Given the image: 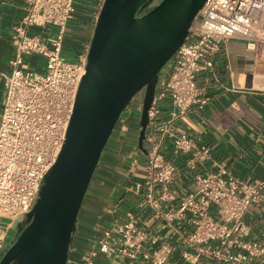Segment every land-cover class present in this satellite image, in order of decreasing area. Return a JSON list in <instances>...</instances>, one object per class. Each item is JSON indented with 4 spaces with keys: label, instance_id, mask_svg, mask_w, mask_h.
I'll list each match as a JSON object with an SVG mask.
<instances>
[{
    "label": "built area",
    "instance_id": "2783aa9c",
    "mask_svg": "<svg viewBox=\"0 0 264 264\" xmlns=\"http://www.w3.org/2000/svg\"><path fill=\"white\" fill-rule=\"evenodd\" d=\"M20 1L25 14L11 37L13 56L0 114V221H14L31 210L61 151L84 72L85 54L76 62L62 55L75 0ZM103 1L95 0L86 13L94 26ZM194 24L148 111V176L131 188L132 194H144L152 219L178 236V259L173 260L178 244L132 222L101 226L90 256L112 258L113 264H264V219L255 226L247 217L251 208L264 209V179L239 182L221 170H202L210 145L177 131L181 118L206 107L197 77L212 72L226 42L242 41L264 59V0H206ZM51 27L57 29L54 34ZM27 57L38 58L42 71L31 70ZM163 101L169 102L164 118ZM166 146L185 157L181 169L192 174L194 192L180 197L170 189L179 168L166 159ZM135 166L131 155L130 167ZM184 220L191 229L180 232L175 226ZM6 231L0 225V250ZM145 247L149 250L143 253Z\"/></svg>",
    "mask_w": 264,
    "mask_h": 264
},
{
    "label": "water",
    "instance_id": "95a60500",
    "mask_svg": "<svg viewBox=\"0 0 264 264\" xmlns=\"http://www.w3.org/2000/svg\"><path fill=\"white\" fill-rule=\"evenodd\" d=\"M205 1H103L61 151L31 210L6 231L0 264L82 263L114 209L106 198L124 180V159L147 165L148 111ZM136 96L135 116L122 122Z\"/></svg>",
    "mask_w": 264,
    "mask_h": 264
},
{
    "label": "crops",
    "instance_id": "0c3cea01",
    "mask_svg": "<svg viewBox=\"0 0 264 264\" xmlns=\"http://www.w3.org/2000/svg\"><path fill=\"white\" fill-rule=\"evenodd\" d=\"M24 14V6L20 0H0V114L5 97V77L10 74L9 62L13 56L11 37ZM84 16V22L79 26L75 36L79 50L77 58L85 54L94 30L93 19L88 15ZM26 63L34 71H42V64L38 58L27 57ZM197 86L204 90L208 103L202 112L181 118L177 131L199 137L202 142L210 145V158L201 169L212 172L221 170L239 182L263 180L264 59L247 49L244 42L229 40L215 57L212 72L197 77ZM160 108L164 118L169 102H161ZM163 150L166 159L179 168L177 178L170 189L176 191L180 197L194 192L192 174H187L181 169L185 157L175 153L170 146L164 147ZM129 160L124 161L125 166H122L127 170L122 184L106 198V204H113L114 210H105L99 225L105 228L117 223L132 222L159 234L161 240L177 245L179 239L174 231L163 228L162 223L152 219L144 194H132V186L144 181L148 171L137 165L131 168ZM247 217L257 226L263 222L264 209L251 208ZM3 220L5 219L0 221V225L7 227L8 231L14 221L6 220L7 222L3 224ZM175 227L180 232L191 229L188 220L177 223ZM253 232L257 234L256 227ZM15 233H10L9 242ZM94 248L91 246L86 249L81 264L87 262L113 264L112 258L99 254L90 256ZM147 250L149 247L143 248L142 252L145 253ZM178 255L179 244L175 246L174 261L178 259Z\"/></svg>",
    "mask_w": 264,
    "mask_h": 264
},
{
    "label": "rangeland",
    "instance_id": "374dc122",
    "mask_svg": "<svg viewBox=\"0 0 264 264\" xmlns=\"http://www.w3.org/2000/svg\"><path fill=\"white\" fill-rule=\"evenodd\" d=\"M93 3H95V0H75L76 13L74 15V20H72L67 26L68 32L62 53L63 57L69 62L77 61V54L79 50L77 47L78 44L76 43L75 36L79 26L84 22V17H85L84 15H86V13L89 12L90 6ZM194 28H195V24H193L192 30H194ZM50 31L52 34H54L57 31V29L51 27ZM30 69L33 70L32 67H30ZM138 105H139V100L137 98H134L132 101H130L125 113L127 111L134 112V110L138 107ZM125 120L126 119H124L123 116L122 122H124ZM129 162L127 163V165H129ZM6 222H7L6 220L2 221L3 224H5Z\"/></svg>",
    "mask_w": 264,
    "mask_h": 264
},
{
    "label": "flooded vegetation",
    "instance_id": "af4514ba",
    "mask_svg": "<svg viewBox=\"0 0 264 264\" xmlns=\"http://www.w3.org/2000/svg\"><path fill=\"white\" fill-rule=\"evenodd\" d=\"M135 98H137V99L139 100V97H138V96H136ZM138 107H139V105H138ZM138 107L134 110V112H132V111H127L126 113H124V119H128V118H132V117H134L135 114H136V112H137V110H138ZM121 147H123V144H122V143H120V148H121ZM143 148L146 150V135H145V141H144V143H143ZM146 152H147V151H146ZM126 160H129V158H128V159H125L124 161H126ZM125 163H126V162L123 163L124 166H125ZM98 233H99V232L96 233V236L98 235Z\"/></svg>",
    "mask_w": 264,
    "mask_h": 264
}]
</instances>
